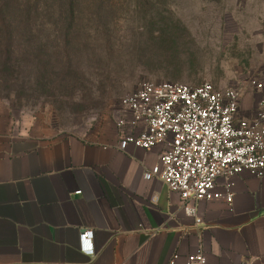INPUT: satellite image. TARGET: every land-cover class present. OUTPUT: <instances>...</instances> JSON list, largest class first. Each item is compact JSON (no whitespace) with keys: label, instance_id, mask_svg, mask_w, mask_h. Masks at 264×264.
<instances>
[{"label":"crops","instance_id":"1","mask_svg":"<svg viewBox=\"0 0 264 264\" xmlns=\"http://www.w3.org/2000/svg\"><path fill=\"white\" fill-rule=\"evenodd\" d=\"M263 97L245 93L239 117H253ZM112 117L78 136L0 101V264H184L200 253L209 264H264V178L235 177L232 204H199L198 224L161 180L145 178L164 148L121 150Z\"/></svg>","mask_w":264,"mask_h":264},{"label":"rangeland","instance_id":"2","mask_svg":"<svg viewBox=\"0 0 264 264\" xmlns=\"http://www.w3.org/2000/svg\"><path fill=\"white\" fill-rule=\"evenodd\" d=\"M0 101L85 136L142 81L264 83V0H10ZM254 93V92H253Z\"/></svg>","mask_w":264,"mask_h":264},{"label":"built area","instance_id":"3","mask_svg":"<svg viewBox=\"0 0 264 264\" xmlns=\"http://www.w3.org/2000/svg\"><path fill=\"white\" fill-rule=\"evenodd\" d=\"M249 86L250 92L264 90L260 81H251ZM242 96L241 90L208 82L192 87L142 81L122 98L120 108L112 115L121 150L129 145L147 151L164 148L161 166L146 172L145 178L161 180L180 197L185 211L198 218V224L199 204H232L235 177L248 172L264 178V97L253 117L240 118ZM92 238V231L81 235L88 255L95 253L89 246ZM177 259L175 256L169 264H177ZM184 264L209 263L200 253Z\"/></svg>","mask_w":264,"mask_h":264},{"label":"trees","instance_id":"4","mask_svg":"<svg viewBox=\"0 0 264 264\" xmlns=\"http://www.w3.org/2000/svg\"><path fill=\"white\" fill-rule=\"evenodd\" d=\"M21 8L11 7L10 0H0V25L3 30L11 29V19L13 14L19 13Z\"/></svg>","mask_w":264,"mask_h":264}]
</instances>
